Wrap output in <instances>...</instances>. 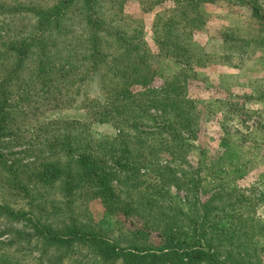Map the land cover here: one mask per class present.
Here are the masks:
<instances>
[{"label": "rangeland", "instance_id": "rangeland-1", "mask_svg": "<svg viewBox=\"0 0 264 264\" xmlns=\"http://www.w3.org/2000/svg\"><path fill=\"white\" fill-rule=\"evenodd\" d=\"M256 2L257 16L242 0H189L179 5L183 12L170 0L155 7L149 0H124L116 25L139 39L144 64L119 52L109 57L110 66L88 75L76 45L80 29L72 43L61 38L53 46L46 83L30 76L34 65L27 60L6 90L13 125L1 136L0 154L22 167L31 196L12 191L0 170V202L27 210L31 200L32 209L60 225L67 218L62 190L58 183H42L38 173L64 151L60 135L71 136L70 154L93 151L114 171L120 166L105 155L114 150L119 157L125 144L131 152L125 173L135 184L125 190L120 176L115 185L131 196L140 224H168L190 245L202 243L242 264H264V44L223 39L264 35V0ZM35 25L30 14L0 8V49L34 35ZM6 63L0 62V77ZM149 73L152 82L127 88L129 98L116 91L124 78L131 83ZM83 192L75 193L73 217L128 245L130 218ZM29 232L25 221L0 219V264H51L57 251L45 252L26 238ZM61 264L100 262L79 246Z\"/></svg>", "mask_w": 264, "mask_h": 264}, {"label": "trees", "instance_id": "trees-1", "mask_svg": "<svg viewBox=\"0 0 264 264\" xmlns=\"http://www.w3.org/2000/svg\"><path fill=\"white\" fill-rule=\"evenodd\" d=\"M170 1L174 2L176 9L180 8L183 12V7L179 5L189 0ZM242 1L248 3L254 16L259 15L261 7L256 0ZM149 2L155 7L164 0ZM123 4L124 0H53L51 5H27L17 0L11 3L0 0V8L4 12L14 15L30 14L36 23L33 27V30H36L34 35L6 43L5 47L0 49V62H8L5 64L4 74L0 77V140L1 136L10 134L13 125L10 124V110L7 105L9 97L6 91L13 77L17 79L26 61L30 60L32 66L34 65L31 67L30 76L40 78L42 84L46 83L49 69H52L50 54L53 46L61 38L67 39V45L68 42L72 43L68 40L76 36L77 29H80L76 43L80 46V65L88 75L99 73L103 68L110 66L109 57L115 58L119 52L126 61L132 57L137 60V65L144 64V49L139 39L116 25V17L123 12ZM229 38L240 44H264V35L248 40L231 37L230 34L223 35L224 41ZM121 67L123 68V65ZM153 77L152 73H149L141 81L131 83L126 77L121 89L116 91L129 98L127 88L130 90L137 84L144 87L146 83L152 82ZM58 146H62L64 151L46 161L42 166L43 170L38 173L42 183L59 184L63 197L61 202L67 215L65 221L62 220L60 225L51 222V219L41 213L42 210L37 212L32 209L31 200L27 204V210H24L25 207L17 209L7 202H0V219L11 222L25 221L30 226V232L26 234L27 239L35 240L45 252L57 251L55 257L49 260L51 264H61L64 258L70 256L72 249L79 246L93 253L100 264H242L238 259L215 253L202 243L190 245L181 240L177 235L179 233L172 231L168 224L161 228L159 225L147 228L139 223L140 214L131 210V196H123L120 185H115L120 176L123 177L117 179L118 183L125 184V190H131L135 184V178L125 173V159L131 154L127 145L124 144L118 150L119 157L114 155L117 152L114 150L105 155L111 163L120 166L118 171L107 167L103 157L93 151L80 149V153L70 154L73 146L68 134L60 135ZM0 167L3 179L12 191L31 196V185L21 177V166L9 165L0 154ZM79 190L80 194L84 193L83 191L89 194L84 195L87 200L98 199L103 209L130 218L127 219L129 224L126 225L130 236L128 245L123 246L119 241L108 237V231L93 225L88 219L80 217L78 220L73 217L71 206L75 203V193ZM128 193L125 191V194Z\"/></svg>", "mask_w": 264, "mask_h": 264}]
</instances>
